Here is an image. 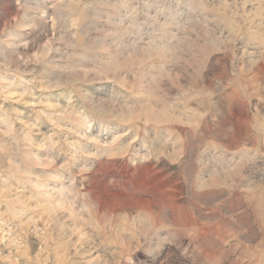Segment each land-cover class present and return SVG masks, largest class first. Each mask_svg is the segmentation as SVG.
Masks as SVG:
<instances>
[{
	"label": "rangeland",
	"instance_id": "1",
	"mask_svg": "<svg viewBox=\"0 0 264 264\" xmlns=\"http://www.w3.org/2000/svg\"><path fill=\"white\" fill-rule=\"evenodd\" d=\"M0 264H264V0H0Z\"/></svg>",
	"mask_w": 264,
	"mask_h": 264
}]
</instances>
